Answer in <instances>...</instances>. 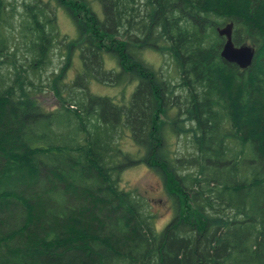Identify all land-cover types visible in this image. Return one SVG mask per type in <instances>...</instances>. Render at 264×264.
<instances>
[{"label":"trees","instance_id":"obj_1","mask_svg":"<svg viewBox=\"0 0 264 264\" xmlns=\"http://www.w3.org/2000/svg\"><path fill=\"white\" fill-rule=\"evenodd\" d=\"M98 1L104 21L85 0H0V264H264V0ZM57 8L79 32L71 83V54L48 77ZM228 24L235 46L256 51L246 70L221 56ZM146 50L178 79L147 65ZM91 81L138 86L126 106L89 94ZM45 86L56 111L36 101ZM125 128L137 154L119 146ZM172 134L192 152L172 151ZM140 165L174 202L161 232L119 184Z\"/></svg>","mask_w":264,"mask_h":264},{"label":"rangeland","instance_id":"obj_2","mask_svg":"<svg viewBox=\"0 0 264 264\" xmlns=\"http://www.w3.org/2000/svg\"><path fill=\"white\" fill-rule=\"evenodd\" d=\"M85 1L98 19L104 21V11L99 1ZM56 16L60 36L55 45L53 64L48 71V77L54 78V75L60 73L71 54V64L66 72V77L63 79V83H71L83 72L80 50L76 47L70 53L68 49L71 45L69 42L78 40L79 32L74 21L65 9L57 8ZM142 59L150 67L152 66L157 71L160 70L172 82L178 79V74L173 63L169 60L170 58H165L154 51L146 50L142 53ZM103 60L105 70L119 71L118 63L112 56L105 54ZM54 72L55 74L52 75ZM137 86L138 84L133 82L120 86H112L91 81L88 87V93L97 97H109L119 104L125 103L126 106H129ZM36 101L47 112L56 111L60 107L58 99L49 87L47 88L46 86L43 88V91H38ZM167 120H169L167 117H163V121ZM167 125H169V121ZM168 141L171 150L176 154L182 155L192 152L191 144L182 136L172 134L168 138ZM119 146L124 152L131 154L138 153L137 150L139 147L133 140L132 133L128 128L123 130L119 138ZM119 184L124 190L136 192L143 197L148 204L149 212L155 217V226L158 232H161L174 218V202L172 198L165 191L162 179L147 166H133L125 170L120 176Z\"/></svg>","mask_w":264,"mask_h":264},{"label":"water","instance_id":"obj_3","mask_svg":"<svg viewBox=\"0 0 264 264\" xmlns=\"http://www.w3.org/2000/svg\"><path fill=\"white\" fill-rule=\"evenodd\" d=\"M219 35L226 39L221 52L222 58L240 69L246 70L253 64L255 49L249 45L235 46L233 42V24L218 29Z\"/></svg>","mask_w":264,"mask_h":264},{"label":"bare ground","instance_id":"obj_4","mask_svg":"<svg viewBox=\"0 0 264 264\" xmlns=\"http://www.w3.org/2000/svg\"><path fill=\"white\" fill-rule=\"evenodd\" d=\"M224 38V37H223Z\"/></svg>","mask_w":264,"mask_h":264}]
</instances>
